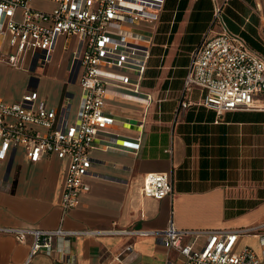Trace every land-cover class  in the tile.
<instances>
[{
	"label": "crops",
	"instance_id": "obj_1",
	"mask_svg": "<svg viewBox=\"0 0 264 264\" xmlns=\"http://www.w3.org/2000/svg\"><path fill=\"white\" fill-rule=\"evenodd\" d=\"M225 2L166 0L156 23L123 28L151 40L142 94L112 88L106 111L116 123L95 141L87 179L91 190L76 208L64 213L61 207L67 160L52 155L30 164L18 149L0 162V228L77 233L55 238L50 248L32 256V235L20 243L0 233V264H167L176 253L170 254L158 236L102 232L162 231L170 222L194 231L264 224V109L219 117L201 104L204 90H185L191 53ZM33 4L45 10L55 6L42 0ZM224 13L235 18L252 45L264 49L262 0H231ZM63 45L60 39L53 62L31 72L0 62V97L12 103L35 90L48 108L59 110L68 102L75 118L82 95L80 68H72L75 43L68 50ZM48 66L49 76L37 78V71ZM149 173L170 174L172 195L145 197L142 187ZM89 231L99 234L84 233Z\"/></svg>",
	"mask_w": 264,
	"mask_h": 264
},
{
	"label": "built area",
	"instance_id": "obj_2",
	"mask_svg": "<svg viewBox=\"0 0 264 264\" xmlns=\"http://www.w3.org/2000/svg\"><path fill=\"white\" fill-rule=\"evenodd\" d=\"M33 1L0 0V62L31 72L53 62L60 39H64V50L74 42L71 60L72 68H80V105L73 118L68 102L59 110L48 108L35 90H29L17 102L0 97V162L9 161L18 149L25 151L30 164L52 155L67 160L61 200L67 213L79 205L83 193L91 190L87 179L92 175L95 141L116 123L106 111L112 88L124 87L135 95L142 94L151 40L123 28L140 21L156 23L166 0H42L55 5L50 10L34 6ZM229 1L215 11L212 28L192 51L185 79V90H204L201 104L215 110L219 117L232 111L264 109V56L229 29L224 13ZM142 193L156 200L172 195L170 174H147ZM0 233L12 234L20 243H26L32 235L31 256L50 248L57 237L77 234L62 228H0ZM131 233L161 238L169 253H176L174 258L169 256L167 264H264V224L194 231L178 229L170 222L162 231L102 232ZM255 235L261 239V255L241 245L244 237Z\"/></svg>",
	"mask_w": 264,
	"mask_h": 264
},
{
	"label": "rangeland",
	"instance_id": "obj_3",
	"mask_svg": "<svg viewBox=\"0 0 264 264\" xmlns=\"http://www.w3.org/2000/svg\"><path fill=\"white\" fill-rule=\"evenodd\" d=\"M262 4H263V6H264V1L262 0ZM225 20H226V22H227V24L229 25V28H230V30L233 32V33H236V34H239L248 44H249V46L252 48V49H254V50H257L261 55H263L264 56V49L263 48H260V47H258L256 44H253L252 45V41H251V39L250 38H248L246 35H244L243 34V31L240 29V27H238V26H235V18H233V17H229V16H227V14L225 15ZM239 20V19H238ZM50 66H48V67H46L44 70H38L37 71V78H42V77H48L49 76V68ZM47 74H48V76H47ZM256 237H253V238H251L252 236H249V237H247L246 236V239L247 240H241V243H242V246H244V245H248V246H251L252 247V245H251V243H253L254 242V244H255V246H257L256 247V249L258 248V251L256 250V252L259 254V253H261V251L260 250H262L261 248H262V245H261V239H260V237H259V235H255ZM245 239V238H244ZM253 248V247H252Z\"/></svg>",
	"mask_w": 264,
	"mask_h": 264
},
{
	"label": "trees",
	"instance_id": "obj_4",
	"mask_svg": "<svg viewBox=\"0 0 264 264\" xmlns=\"http://www.w3.org/2000/svg\"><path fill=\"white\" fill-rule=\"evenodd\" d=\"M165 4H166V2H165ZM165 7V6H164ZM164 10V9H163ZM227 23V22H226ZM228 25V24H227ZM228 27H229V25H228ZM230 29V28H229ZM147 71V70H146ZM145 75H146V73H145Z\"/></svg>",
	"mask_w": 264,
	"mask_h": 264
}]
</instances>
